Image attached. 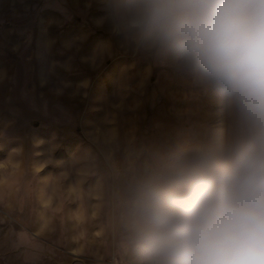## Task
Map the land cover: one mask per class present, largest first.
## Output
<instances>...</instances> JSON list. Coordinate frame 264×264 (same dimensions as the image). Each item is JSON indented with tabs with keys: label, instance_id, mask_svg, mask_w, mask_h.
Here are the masks:
<instances>
[{
	"label": "rangeland",
	"instance_id": "1",
	"mask_svg": "<svg viewBox=\"0 0 264 264\" xmlns=\"http://www.w3.org/2000/svg\"><path fill=\"white\" fill-rule=\"evenodd\" d=\"M105 15V0H0V264H124L90 194L110 160L211 110Z\"/></svg>",
	"mask_w": 264,
	"mask_h": 264
},
{
	"label": "clouds",
	"instance_id": "2",
	"mask_svg": "<svg viewBox=\"0 0 264 264\" xmlns=\"http://www.w3.org/2000/svg\"><path fill=\"white\" fill-rule=\"evenodd\" d=\"M121 46L206 97L90 194L124 264H264V0H105ZM99 235V233H97Z\"/></svg>",
	"mask_w": 264,
	"mask_h": 264
}]
</instances>
